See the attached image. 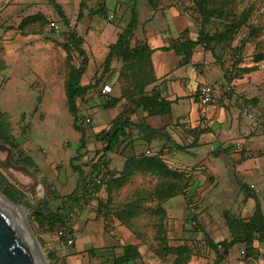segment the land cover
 <instances>
[{"label":"rangeland","instance_id":"1","mask_svg":"<svg viewBox=\"0 0 264 264\" xmlns=\"http://www.w3.org/2000/svg\"><path fill=\"white\" fill-rule=\"evenodd\" d=\"M56 1L63 6L71 25L84 37L90 66L82 78L83 83L91 82L102 74L103 79L80 104L82 119L88 116L92 120L90 126L85 127V146L81 147L82 131L75 126L64 90L66 52L61 43L67 38L68 26L51 0H0V122L6 132L22 141L25 153L33 160L30 169L39 183L34 196L0 165V172L9 183L26 194V204L11 200L27 210L25 219L50 264H111L123 254V246L129 243L137 244L143 254L142 258L131 264H168L170 259L161 260L154 252L155 229L151 223L154 215L147 212L136 218L134 222L139 227V233H134L117 218H108L98 212L99 201L107 195L105 190H99L97 198L92 197L86 202L83 216L69 220L76 232L73 245H67L57 238L54 230L47 232L34 226L31 221L34 213L31 211L39 201L45 202L51 212L57 209L65 214L69 211L68 202L65 205L60 198L71 194L84 178L88 180L92 177L91 170L103 148L97 133L107 128L119 114H126L136 123H147L146 118L151 117H146V112L137 106L138 96L122 98L115 107L103 106L107 98L99 96L104 83L111 84L115 89L112 93L114 97H120L122 86L127 85L119 79L122 61L115 60L110 72H102L109 45L124 31L133 10L139 13L140 34L144 28L143 22L149 18L152 10L165 12L170 8L178 9L182 16L192 20L194 31L198 33L200 17L195 3L193 0ZM153 1H156V6ZM82 2L84 15L78 21ZM260 2L220 0L217 3L218 8L226 14L213 18L212 33L223 30L228 18L244 14L250 15L247 24H252L254 31L250 34L251 29L246 24L230 44H218L214 52L205 50L214 54L220 66L218 69H206L209 82H215L222 72L226 81L244 78L248 72L243 69L255 65L256 57L264 55V10ZM100 3H104L109 16L113 14L112 18L92 13ZM38 12L43 13L48 22L44 26L37 24L36 32L23 33L24 29L20 28L22 20ZM50 21L55 23L57 30L52 23L49 26ZM169 25L175 34L177 22L169 21ZM258 63L259 69L253 71L252 77L253 80L262 81L264 59ZM152 84L147 87L148 92ZM257 87L260 95L251 98L240 95L235 102L234 112L220 108L219 113L229 115L228 121L221 129L212 128L206 139L194 147L186 150L176 148L175 143L189 145L192 142L189 129L176 125L179 133L176 140L167 130L165 118L156 116L162 120L157 122L161 132L153 136L150 143L144 144L143 149L138 148L139 143L135 144L138 138H128L105 157L110 167L119 171L126 160L124 157L146 152L150 148L151 152L161 153L173 168L190 172L192 184L188 192L191 205L183 194L165 203L169 214L166 222L170 242L190 247L192 258L188 264H214L217 253L209 245L207 235L216 242L232 238L225 212L249 220L258 199L264 213V81ZM253 98L256 100L251 101ZM180 105L181 112L198 114V103L193 100L188 99ZM175 108L180 109V106L176 105ZM135 130L133 135L136 134ZM17 159L13 149L12 160L16 163ZM239 180L250 189L242 188ZM156 181L154 176L137 174L114 195V199L117 202L124 200L136 188L152 186ZM194 214L197 219H193ZM246 247L244 244L234 245L230 249V256L239 254ZM254 247L246 254V261L251 257V264H263L264 239L256 241ZM232 264H238V259L232 260Z\"/></svg>","mask_w":264,"mask_h":264},{"label":"trees","instance_id":"2","mask_svg":"<svg viewBox=\"0 0 264 264\" xmlns=\"http://www.w3.org/2000/svg\"><path fill=\"white\" fill-rule=\"evenodd\" d=\"M61 19L68 26L66 31V40L61 43L65 50L66 71L64 79V90L67 97V105L70 113L75 120L82 119L83 115L80 110L81 102L88 96L89 92L98 87L103 79V74L91 82L83 83L82 78L90 66V59L87 51L84 48V37L79 35L76 27L71 25L69 17L66 15L63 6L56 0H51ZM220 0H193L199 14V33L196 40H174L166 49H173L182 57L181 63L190 62L194 50L198 46H203L204 49L214 52L215 46L218 44H230L237 35H239L243 26L247 24L250 18L249 14L244 16H234L228 18V22L224 24L223 30L212 33L210 28L213 24L214 17H223L226 12L219 9L217 3ZM156 6V1H153ZM83 2L81 10L78 13L77 20L79 21L83 13ZM158 7V6H157ZM156 7V8H157ZM160 7V6H159ZM95 15L109 16L104 3H100L98 7L92 11ZM47 17L38 12L27 16L22 20L20 28L24 29L23 33L36 32L35 26H44L47 23ZM52 21H50L49 26ZM140 23L139 13L133 10L132 17L125 27L124 31L118 35L115 42L109 45V51L103 61V72L111 71L115 60H120L123 67L119 72V79L127 85L122 86L120 97L109 96L104 102L106 107H115L122 98L132 99L138 96L137 106L141 107L146 112L147 116H164L171 113L172 100L163 96L160 89L155 85L150 92L147 87L156 81V74L152 62V54L154 49L148 43H139L132 45V40L136 36V30ZM250 27V34L253 33L254 27L252 24H247ZM247 37V36H246ZM239 49V48H238ZM264 59V55L256 57L255 65L243 69L244 72H253L259 69L260 60ZM230 81V80H229ZM105 84V83H104ZM103 84V85H104ZM102 85V86H103ZM101 86V89H102ZM101 89L99 96H103ZM230 95V93H229ZM256 100L255 98L251 101ZM249 101V102H251ZM196 102L200 109V99L197 95ZM223 102V101H222ZM221 102V103H222ZM2 111H0V119ZM176 125L184 128L181 122ZM82 131L81 147L85 146L86 132L85 127L75 125ZM138 130L141 137L150 143L152 137L160 134V129L152 127L148 123H136L131 117L126 114L117 115L109 124V126L97 133L98 139L103 142L102 153L91 170L92 177L88 180L84 178L83 182H78L73 192L67 196L61 197V203L68 202L69 211L65 214L62 210L47 209L45 202L40 203L35 207L37 213L31 216V221L34 226H38L47 232L56 231L65 225H70V212L78 206H82V200L88 202L93 196L90 189L94 191L105 190L106 198L101 199L98 203V212L103 216L115 217L120 220L126 227L134 233H139V227L135 225L134 220L140 215L151 212L154 217L151 223L155 229L154 239L156 246L154 247L155 254L161 260H169L168 264H188L192 258V251L187 244H171L170 236L167 228L168 211L165 203L173 197L183 194L186 201L191 205L192 201L188 192V188L192 184V176L188 170L176 169L168 164L161 153H133L126 157L122 169L116 171L111 168L105 160L107 153L112 152L122 140L130 138L133 140V130ZM211 131L209 125H203L198 120L197 125L189 129L192 142L189 145L175 143V147L179 150H186L189 147H194L201 142V136ZM0 142L11 145L14 149V154L18 157L16 163L26 164L32 167L33 160L31 156L25 153L22 147V141L14 137V135L6 132L4 126L0 122ZM137 174L154 176L157 181L149 187H139L133 190L128 196L121 201H115L114 195L124 186H126ZM102 180V184L97 183V179ZM242 188H248L246 183L239 180ZM0 189L12 200L26 204V194L22 190L16 189L5 175L0 172ZM252 194H255L254 192ZM98 196L96 195L95 198ZM67 207V208H68ZM60 209V208H58ZM224 217L231 231L232 238L224 239L216 242L212 237L207 235L209 245L216 251L217 258L214 264H220L228 257L230 249L237 244L247 246L244 250L246 254L253 250L255 242L259 239H264V213L260 200L256 199V209L249 220H245L225 212ZM193 219H197L194 214ZM260 234V235H259ZM219 244L223 249L219 248ZM143 257L142 252L137 244L129 243L123 246V254L118 256L111 264H131L137 259Z\"/></svg>","mask_w":264,"mask_h":264},{"label":"crops","instance_id":"3","mask_svg":"<svg viewBox=\"0 0 264 264\" xmlns=\"http://www.w3.org/2000/svg\"><path fill=\"white\" fill-rule=\"evenodd\" d=\"M172 20L177 22L175 27L178 30L175 34L172 32L169 25V21ZM143 27L141 34L138 33L139 28L136 30V36L132 40V45H135L137 42L140 44L148 43L154 49L152 62L156 74V81L152 84V88L156 85L164 97L173 101L171 113L163 117L165 118L164 122L167 124V130L176 140H178L177 138L179 134L176 130L177 122H181L185 118H191L193 121L192 126L197 125L200 109H198L197 115H194L193 112L183 113L181 112L182 107L180 103L187 101L188 99L196 102L198 89L202 84L230 83L232 85L230 96L231 93H233V96L229 97L228 100H224L221 103L220 108L229 109L233 112L235 109V102L240 95H246L247 98H251L254 95H260L261 91L257 92L259 88L257 86L264 80H253V72L246 74L244 78H235L230 81L225 80V73L222 72V76L218 77L215 82H209L205 75L206 69H218L220 66L217 64L214 54L205 51L203 46H201V49L199 46L195 48L190 62L186 64L181 63L182 57L173 49L170 50L165 48L174 40H196L198 36L199 32L195 33L194 31V22L188 17L182 16L178 9L170 8L165 12L163 10H152L149 18L145 23L143 22ZM113 90L115 89L113 88ZM111 95L114 96L113 94ZM176 105H179L180 109L176 110ZM218 110L213 115L209 125L211 129L214 127L221 129L224 123L228 121L229 115L227 113H219ZM158 120L159 122H162L160 117L151 116L146 118V122L155 128L160 127L159 124H157ZM178 127L181 128L180 126ZM134 134L135 138H138L135 141V144L139 143L140 145L138 148L140 147L143 149V145L147 144V142L138 134V130H135ZM208 135L209 133L203 134L201 136V142H203V139H206ZM125 158L126 157H124V159ZM238 253L239 254L232 257L229 253L228 257L225 258L221 264H232V260L234 259H238V264H251V261L249 262L251 257H249L247 262L246 255H242L241 252ZM262 261L264 262V258ZM254 264L258 263L254 262Z\"/></svg>","mask_w":264,"mask_h":264},{"label":"water","instance_id":"4","mask_svg":"<svg viewBox=\"0 0 264 264\" xmlns=\"http://www.w3.org/2000/svg\"><path fill=\"white\" fill-rule=\"evenodd\" d=\"M12 154L13 147L0 142V165L35 196L36 187L39 184L35 173L28 165L15 163L12 160ZM2 193L11 200L4 192ZM31 212L37 213L38 211L32 210ZM0 264H50L28 221L23 223L1 201Z\"/></svg>","mask_w":264,"mask_h":264},{"label":"built area","instance_id":"5","mask_svg":"<svg viewBox=\"0 0 264 264\" xmlns=\"http://www.w3.org/2000/svg\"><path fill=\"white\" fill-rule=\"evenodd\" d=\"M262 4V8L264 10V0L260 2ZM110 18L113 17V14L109 16ZM52 25L56 26L55 23ZM57 30V26H56ZM232 89V85L230 83H204L198 89V95L200 99V113L199 118L200 122L203 125H210L213 115L216 111L220 108L221 102L226 99ZM101 92L103 97L109 98L113 93V87L109 83H105L102 86ZM104 106V105H103ZM92 120L90 117H85L84 119H80L79 121L75 120V125L78 124L83 127L90 126ZM192 119L185 118L181 121V124L185 129L192 128ZM146 153H151L150 149L146 150ZM97 183L102 184V180L100 178L97 179ZM91 195L95 197L98 191H94L90 189ZM86 204L85 200H82V206L75 207L70 212V220H76L77 218L83 216L84 210L83 206ZM55 236L67 245H73L75 243L76 232L74 227L71 225H65L55 231ZM219 248L222 249L223 246L219 244ZM242 255H246L244 249L241 251Z\"/></svg>","mask_w":264,"mask_h":264},{"label":"bare ground","instance_id":"6","mask_svg":"<svg viewBox=\"0 0 264 264\" xmlns=\"http://www.w3.org/2000/svg\"><path fill=\"white\" fill-rule=\"evenodd\" d=\"M0 201L9 208L20 220L26 222L25 215L27 210L21 207L20 205L14 203V201L9 200L1 191H0Z\"/></svg>","mask_w":264,"mask_h":264},{"label":"flooded vegetation","instance_id":"7","mask_svg":"<svg viewBox=\"0 0 264 264\" xmlns=\"http://www.w3.org/2000/svg\"><path fill=\"white\" fill-rule=\"evenodd\" d=\"M42 202H43V201H39V202L37 203V205H39V204L42 203ZM37 205H36V206H37Z\"/></svg>","mask_w":264,"mask_h":264}]
</instances>
